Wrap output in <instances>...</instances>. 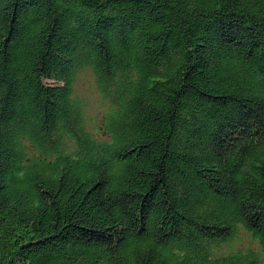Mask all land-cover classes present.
<instances>
[{
  "label": "trees",
  "instance_id": "trees-1",
  "mask_svg": "<svg viewBox=\"0 0 264 264\" xmlns=\"http://www.w3.org/2000/svg\"><path fill=\"white\" fill-rule=\"evenodd\" d=\"M0 264H264V0H0Z\"/></svg>",
  "mask_w": 264,
  "mask_h": 264
},
{
  "label": "rangeland",
  "instance_id": "rangeland-1",
  "mask_svg": "<svg viewBox=\"0 0 264 264\" xmlns=\"http://www.w3.org/2000/svg\"><path fill=\"white\" fill-rule=\"evenodd\" d=\"M75 95L84 104L89 130L98 136H103L104 120L110 111V107L109 103L99 92L96 77L92 71L87 70L78 74L75 84ZM240 234V239L233 245L225 247L221 251L222 254L248 249L259 250V245L247 233L241 231Z\"/></svg>",
  "mask_w": 264,
  "mask_h": 264
}]
</instances>
